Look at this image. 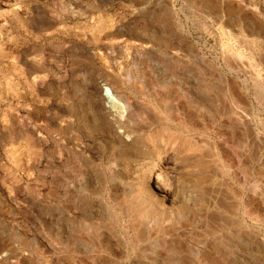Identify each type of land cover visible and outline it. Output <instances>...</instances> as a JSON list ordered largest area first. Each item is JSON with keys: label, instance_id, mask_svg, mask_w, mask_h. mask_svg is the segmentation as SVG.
Segmentation results:
<instances>
[{"label": "rangeland", "instance_id": "1", "mask_svg": "<svg viewBox=\"0 0 264 264\" xmlns=\"http://www.w3.org/2000/svg\"><path fill=\"white\" fill-rule=\"evenodd\" d=\"M0 264H264V0H0Z\"/></svg>", "mask_w": 264, "mask_h": 264}, {"label": "bare ground", "instance_id": "2", "mask_svg": "<svg viewBox=\"0 0 264 264\" xmlns=\"http://www.w3.org/2000/svg\"><path fill=\"white\" fill-rule=\"evenodd\" d=\"M106 95L108 96V106L117 109L119 112H122L124 110L122 104L114 95H112L111 93H107Z\"/></svg>", "mask_w": 264, "mask_h": 264}, {"label": "built area", "instance_id": "3", "mask_svg": "<svg viewBox=\"0 0 264 264\" xmlns=\"http://www.w3.org/2000/svg\"><path fill=\"white\" fill-rule=\"evenodd\" d=\"M103 87V93L106 95L107 93H110V87L109 86H106L105 84L102 85ZM104 95V96H105ZM106 98V97H105Z\"/></svg>", "mask_w": 264, "mask_h": 264}]
</instances>
